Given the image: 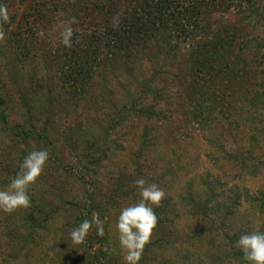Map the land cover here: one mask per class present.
<instances>
[{"label": "rangeland", "instance_id": "374dc122", "mask_svg": "<svg viewBox=\"0 0 264 264\" xmlns=\"http://www.w3.org/2000/svg\"><path fill=\"white\" fill-rule=\"evenodd\" d=\"M7 2L0 190L31 151L49 159L31 206L0 212V264H123L114 224L139 177L166 193L139 264H247L236 241L264 232V0ZM118 13L139 27L130 47ZM94 211L104 235L74 244Z\"/></svg>", "mask_w": 264, "mask_h": 264}, {"label": "clouds", "instance_id": "9594fccd", "mask_svg": "<svg viewBox=\"0 0 264 264\" xmlns=\"http://www.w3.org/2000/svg\"><path fill=\"white\" fill-rule=\"evenodd\" d=\"M10 20L8 6L0 4V43L6 42L3 25L10 23ZM75 23H77L75 17L62 22L59 43L65 48L71 49L73 46L72 25ZM119 23L118 13L112 18L111 26L114 30L119 28ZM48 159L47 149L33 150L25 156L16 176L11 178L6 189L0 190V212L10 215L20 208L31 206L28 189L43 174ZM131 186L137 189L140 198L135 203L121 208L114 224L123 264H139L144 248L150 243L153 230L158 223L154 207H159L166 197L164 189L155 182H146L143 177L134 180ZM93 227L97 236L104 235V221L95 211L90 220L85 219L72 229L70 232L72 242L76 245L82 244ZM235 247L243 253V259L247 264H264V232L259 231L258 228L240 235Z\"/></svg>", "mask_w": 264, "mask_h": 264}, {"label": "trees", "instance_id": "16d2710c", "mask_svg": "<svg viewBox=\"0 0 264 264\" xmlns=\"http://www.w3.org/2000/svg\"><path fill=\"white\" fill-rule=\"evenodd\" d=\"M0 4H6L7 5L8 2H7V0H6V2L3 0H0ZM158 13H160V12H158ZM155 17L156 16H153L151 20H154ZM136 28H139V27L133 21L131 22L130 27L126 28V26H124V25H121V27L119 26V28L116 29V32L114 34L113 42H115V44L119 47H123V46L130 47V46H132V44L134 42L140 40L137 36H135V35H138ZM134 29L136 30L135 32H134ZM198 64H199V62H198ZM201 73H202V71L197 72V74H201Z\"/></svg>", "mask_w": 264, "mask_h": 264}]
</instances>
